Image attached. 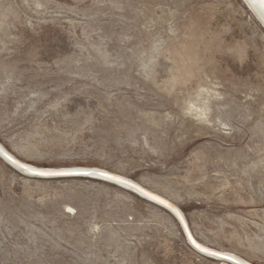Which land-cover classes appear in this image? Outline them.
<instances>
[{
	"label": "rangeland",
	"instance_id": "1",
	"mask_svg": "<svg viewBox=\"0 0 264 264\" xmlns=\"http://www.w3.org/2000/svg\"><path fill=\"white\" fill-rule=\"evenodd\" d=\"M246 3L0 0V264H237L130 187L2 153L130 178L203 245L264 264V24Z\"/></svg>",
	"mask_w": 264,
	"mask_h": 264
},
{
	"label": "bare ground",
	"instance_id": "2",
	"mask_svg": "<svg viewBox=\"0 0 264 264\" xmlns=\"http://www.w3.org/2000/svg\"><path fill=\"white\" fill-rule=\"evenodd\" d=\"M249 5V8H251L255 15L262 21V23L264 24V0H245ZM257 112V111H256ZM244 135V134H243ZM243 146V145H242ZM241 149V148H240ZM6 154V153H5ZM7 159L10 158V161H12L13 163H15L16 165H21V166H24L26 167L27 169L31 170V171H34V172H40V173H60V172H74L76 170H84L86 172H100L104 175H106L107 177H110L111 179H116V181L120 182V183H124L126 185H132L136 190L138 191H142V193H148L149 195L163 201L164 203H168L170 204V201L166 200L165 198H163L162 196L158 195V194H155L154 192L148 190L147 188L143 187L142 185L134 182L133 180H131L130 178H126L124 176H121V175H118L117 173H112V172H109L107 170H103V169H100V168H95V169H92V168H74V169H64V170H57V169H46V168H38V167H35L31 164H27L25 162H22L21 160L15 158V157H12L10 154H6L5 156ZM144 193V194H145ZM172 203V202H171ZM180 209V208H179ZM183 215V214H182ZM186 217V216H185ZM182 223L185 227V230L187 231L188 235H189V238L191 240V242L193 243V245H195L197 248L213 255V253H215V255H220V256H226V257H231L234 262H236L237 264H252V263H249L247 262L246 260L242 259L241 257L237 256L236 254H226V253H221V252H218L216 250H213L212 248H209V247H205L201 244H199L195 238L193 237V235L191 234L190 232V228L188 227L187 225V222L185 221V219L183 218L182 220Z\"/></svg>",
	"mask_w": 264,
	"mask_h": 264
},
{
	"label": "water",
	"instance_id": "3",
	"mask_svg": "<svg viewBox=\"0 0 264 264\" xmlns=\"http://www.w3.org/2000/svg\"><path fill=\"white\" fill-rule=\"evenodd\" d=\"M2 153V152H1ZM2 155L5 157L6 156V154L5 153H2ZM6 158V157H5ZM8 158V157H7ZM6 158V159H7ZM8 161H10V158L9 159H7ZM13 165H15L16 167H18L19 169H21V170H23V171H26V172H28V173H31V174H35V175H39V176H51V175H57V174H81V175H95V176H99V177H102V178H106V179H109V180H113V181H115V182H118V181H116V179H111L110 177H107L106 175H104V174H102V173H100V172H86V171H84V170H76V171H74V172H60V173H46V174H42V173H40V172H34V171H31V170H29V169H27L26 167H24V166H21V165H16L15 163H13L12 161H10ZM118 183H120V182H118ZM120 184H122V185H125V186H127V187H130V188H132V189H134V190H136L132 185H126V184H124V183H120ZM136 191H138V190H136ZM140 194H142V195H144V196H146V197H148V198H150V199H152V200H154V201H156V202H158V203H160V204H162V205H164V206H166L168 209H170L174 214H175V216L178 218V220L180 221V223L182 224V227H183V229H184V231H185V233H186V236H187V238H188V240H189V242H190V244L194 247V248H196L197 250H199V251H201V252H203V253H206V254H209V253H207V252H205V251H203V250H201V249H199V248H197L195 245H193V243L191 242V240H190V238H189V235H188V233H187V231L185 230V227H184V225H183V223H182V219H183V216H182V213L180 212V210L173 204V203H171L170 202V204H168V203H164L163 201H161V200H159V199H157V198H155V197H153V196H151V195H149L148 193H142V191H138ZM164 198V197H163ZM166 199V198H165ZM167 200V199H166ZM169 201V200H168ZM196 240V239H195ZM197 241V240H196ZM199 244H201V245H203L202 243H200L199 241H197ZM203 246H205V245H203ZM206 247V246H205ZM211 255V254H210ZM214 256H218V257H223V258H227V259H229V260H233L231 257H226V256H220V255H214ZM234 261V260H233Z\"/></svg>",
	"mask_w": 264,
	"mask_h": 264
},
{
	"label": "snow or ice",
	"instance_id": "4",
	"mask_svg": "<svg viewBox=\"0 0 264 264\" xmlns=\"http://www.w3.org/2000/svg\"><path fill=\"white\" fill-rule=\"evenodd\" d=\"M42 174H46V173H42ZM213 255H215V253H213Z\"/></svg>",
	"mask_w": 264,
	"mask_h": 264
}]
</instances>
